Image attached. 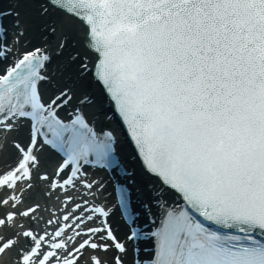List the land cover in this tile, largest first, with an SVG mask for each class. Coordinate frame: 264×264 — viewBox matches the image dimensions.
<instances>
[{
	"label": "snow or ice",
	"instance_id": "snow-or-ice-1",
	"mask_svg": "<svg viewBox=\"0 0 264 264\" xmlns=\"http://www.w3.org/2000/svg\"><path fill=\"white\" fill-rule=\"evenodd\" d=\"M0 257L264 264V0L0 7Z\"/></svg>",
	"mask_w": 264,
	"mask_h": 264
},
{
	"label": "bare ground",
	"instance_id": "bare-ground-1",
	"mask_svg": "<svg viewBox=\"0 0 264 264\" xmlns=\"http://www.w3.org/2000/svg\"><path fill=\"white\" fill-rule=\"evenodd\" d=\"M11 2V0H7V2H6V4H9ZM131 163V162H130ZM134 168H136L137 169V174L138 175H140V173H139V166H137L136 165V163H133V165H132ZM141 178H143V179H147V177L146 176H141ZM111 181V180H110ZM109 181V182H110ZM149 182V181H148ZM110 184V183H109ZM136 188H139L140 189V192H141V194L143 195L144 194V187H142L140 184L139 185H137L136 184ZM109 191H110V188H109ZM107 255H110V254H107ZM2 259H7L6 257H0V260H2Z\"/></svg>",
	"mask_w": 264,
	"mask_h": 264
}]
</instances>
